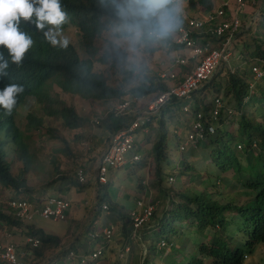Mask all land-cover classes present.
Listing matches in <instances>:
<instances>
[{
	"label": "rangeland",
	"instance_id": "374dc122",
	"mask_svg": "<svg viewBox=\"0 0 264 264\" xmlns=\"http://www.w3.org/2000/svg\"><path fill=\"white\" fill-rule=\"evenodd\" d=\"M226 1L231 4L234 3V0H215V9ZM171 8L176 10V15L179 17L180 22L183 20V17H195L206 11L198 2H196L195 8L186 2ZM263 8L264 0H247L241 17L242 29L239 33L241 36L236 38L233 46L234 56L231 58V62H233L232 65L234 67L232 68L235 69L236 72L238 70L240 72L239 74H246V77H249L247 72L249 61L247 60L251 57V52H256L264 48V21H262L261 16V14L264 13ZM105 25L101 34V39L96 42L99 52L93 57V71L102 75L107 85L115 89L122 86L123 90L129 92L130 89H133L140 84L141 81L145 80L148 75L153 76L159 72L168 71L169 63L175 56L174 50H166L162 48L160 42L152 40L147 43L140 42L139 37L141 30L134 31L130 37H123L121 26L115 24L114 21L110 20L109 23ZM50 27L53 26L44 28V31H47ZM174 30L172 31L173 34ZM60 33L62 37L67 39V43H72L76 47L81 58H90V55L79 47L81 37L77 28L69 25L60 30ZM109 43L119 47L121 54L125 56L123 60L125 66L123 68L118 65V63L116 64V60L112 57H110L107 62L103 61V56L106 53L109 52L112 54V48H110ZM215 44L220 45L217 41ZM240 56L242 57L241 60H239ZM242 64H244L246 68ZM123 69L127 72H124ZM225 69V66L222 65L217 70L212 80L214 85L224 82L217 78L219 73H222V76L225 75ZM125 78H129V81H126ZM255 87L258 91L257 93L260 94V92L264 91V82L259 81ZM60 91L61 89L54 85L49 92L52 97L57 98V100L65 101L68 106L75 108L78 115L86 120V123L82 125L83 127L69 129L63 124L59 116L52 115L44 118V124L39 129H34L33 126H35L36 121L42 116L41 108H43L44 104L41 103V101H35V98L31 97L25 101L16 116V122L20 128L22 138H25L24 144L27 147V152L32 158L30 168L28 171H24V160L21 159L22 157L19 155L17 145L14 144L13 139L9 138L5 142L3 148L4 159L10 163L11 172L14 176H23L26 178L27 186L33 190L31 193L35 197H42L44 199L48 196L58 195L68 199L72 204L71 211H74L75 219H69L67 222H55L35 217L32 223L33 225L21 224L19 227H10L3 222L0 223V235L5 232V229H13V241L22 243L23 236L26 235L28 228L33 227L35 230L44 229L47 234L61 238L62 242L59 246H56L58 250L54 253H52L53 251L51 249L54 250L55 247L52 245L47 246L50 252L46 249L43 251H48L50 253L49 255L57 254L56 257L58 259L64 260L61 264H78L75 260L68 263L66 262V257L70 250L68 252L66 251L70 247L76 251H82L84 250L82 249L83 246L87 247L88 242L91 243V240L89 241L88 238L90 229L89 226H86L88 222L93 225L96 224L98 231L101 233L102 228L111 221L117 228L114 240L108 247L107 254L101 257L98 262H89L87 264H117V251L125 241L124 227L126 225L128 229L129 223L126 222L127 219H120L118 214L111 210L110 204L119 207V209H123L128 215L129 211L135 208L138 200L147 202L154 201L157 204L155 214L150 222L142 228V234L140 235L141 240L143 236H151L152 229L157 228L156 220H159V218L161 219L163 213L170 212V209L173 207L166 196L169 195L170 198H174L176 202H179L180 199L177 198V194L182 190L187 192L185 186L190 185L189 179L187 181H183L182 178L176 179V175L179 173L178 169L181 170L183 168V162L181 163L183 153H194L189 157V160L197 163L195 167L197 171L195 170L196 172L193 171L192 173L193 175L199 174L197 179L201 178L203 180L207 176H211L210 179L215 180L220 176V178L222 177L225 180L229 179L231 181V185L227 187L224 186L226 184L225 181H221L216 187H209L210 191L213 192L214 200L220 203L234 202L237 205H243L253 198V192L248 190L244 191L237 185V180L234 178L232 171L224 172L220 170V165H217L218 161L216 162L213 156L211 161L204 159L205 154L210 148H213L214 145L210 146V148L207 147V149H196L197 151L187 149L181 152L179 150L178 144L180 140L178 141L177 137L179 136L176 135V133L181 132V136L186 135L187 123L191 120V117L188 113H182L177 106L171 107L165 113V124L169 130L167 141L169 147L168 155L171 159L170 166L168 167L169 169L167 168V170L168 173H171L170 176L173 177V181L169 180L167 176L159 183L154 175V168L149 171L148 162L151 163L150 158L144 157L139 164L129 165L116 171L110 170L108 184H98L94 179V170L97 165L98 156L101 155L109 142V134L105 128L100 126L94 129L91 126V120L99 116L109 105L105 101L85 99L78 95H71ZM211 91H213L212 88L208 87L206 95L207 97L209 95V99H207L206 102H209V100L216 95L213 93L211 94ZM199 97H203L204 99L205 96L199 93L195 100H198ZM224 100L227 106L233 107L229 98H224ZM117 102L118 100L113 101L112 105ZM255 104L257 107L253 110L252 118L264 126V118L261 115L262 112L264 113V104L262 105L263 109H259L260 104L257 102ZM166 109L167 108H165V110ZM159 116L161 117L162 113L159 114ZM222 117L225 126L219 124V130L227 127L228 130L234 131L235 126L233 122L235 121L234 118L238 117V114L234 117L225 115ZM183 125H185V127ZM26 126H29L31 131L27 130ZM158 128L159 125L157 121H154L152 127L146 126L138 130L135 134V138L139 146L144 145L145 148L151 150L157 138L156 129ZM174 130L177 132H174ZM241 137V135L237 136L236 141L239 142ZM68 146L71 147L76 154L73 157L65 154L64 150ZM239 151L242 150L239 149L238 152ZM240 162L244 164L242 159ZM79 163H83V165L89 169L88 182L82 184L78 182L79 185H72L71 181L77 182L75 171ZM61 176L65 177V179L60 180ZM196 181L198 185L199 181ZM191 186H193V184ZM196 188L198 189V187ZM87 193L88 196L81 202V197ZM218 193H220V195H218ZM15 196L23 198L32 197L28 191L17 193L13 188L0 187V209L2 212L6 214L7 200ZM100 196L108 206L110 205L109 212L102 210L101 202L98 201ZM92 197L93 199L91 200ZM170 231L173 232L170 233ZM164 233L166 235L170 233L174 241V246L172 248L169 249L166 247L167 251L164 255L178 249L183 250L185 255H190L191 252L196 249L198 238L199 240H203V234L199 230L197 234L195 226H189L187 222H177L171 227L168 226L165 228ZM77 236L80 242L78 243L79 245L75 246L72 240ZM156 238L157 236L155 235L153 240ZM84 241L85 244H82ZM99 241L102 243L103 239ZM99 241L95 244L96 246L100 244ZM153 242L154 241L147 242L145 240H142V242L137 241L129 259V263L143 264V261L146 259L145 264H171V254H168L166 261H164V257L160 256L156 250H153L151 246ZM160 251H162V249ZM47 256L48 253L46 252L44 258ZM252 256L250 255L249 258L245 260V264H264V244L258 245Z\"/></svg>",
	"mask_w": 264,
	"mask_h": 264
},
{
	"label": "trees",
	"instance_id": "16d2710c",
	"mask_svg": "<svg viewBox=\"0 0 264 264\" xmlns=\"http://www.w3.org/2000/svg\"><path fill=\"white\" fill-rule=\"evenodd\" d=\"M214 1L215 0H188L193 8H195L196 2H198L206 11L215 10ZM116 3L117 0H59L61 11H63L66 16V19H64L60 26L65 25L67 20L69 23L73 24V26L77 27L81 37L79 47L84 49L85 52L90 55V58H81L78 50L73 45H52L44 38V34L40 33L41 28H37L33 23L19 26V30L25 32L32 39L31 46L24 53L19 63L9 62L7 49L0 51V56L8 60V67L4 70L3 74H0V89H3L8 84L21 85L23 87V92L19 93L17 96H34L37 102L41 101V103L44 104L43 108H41L42 116L36 121L35 126H33L34 129H39L44 124V118L52 115L59 116L63 124L69 129L82 128V125L86 123V120L78 115L75 108L68 106L65 101L57 100V98L52 97L49 91H51L54 85L59 87L62 93L78 95L85 99L105 101L109 105L108 107H111L110 105H112L113 101H119L128 94L134 97L140 96L145 100L155 92L167 89V85L159 77L160 72L153 76L148 75L145 80L141 81L140 84L127 92L123 90L122 86L117 89L110 87L107 85L102 75L93 71V57L99 52L96 42L101 39L102 31L104 26H106L105 24L109 23L111 20L118 26H121L123 37H130L134 33L132 32L131 35L127 34V29H125L122 22L117 19L114 11ZM261 16L262 21H264V13L261 14ZM30 19H34V16ZM183 22L182 20L180 24H183ZM149 23L151 24V22ZM240 36L241 34H238L237 37ZM170 38V34L166 36V40ZM139 41L146 43L151 41L145 36L143 29H141ZM109 46L112 48V54L109 52L106 53L103 56V61L107 62L110 57H112L116 60V64L118 63V65L123 68L125 66L123 61L125 56L121 54L119 47L112 43H109ZM251 53H256L258 56L264 57L263 50L253 51ZM170 65L171 62L169 63V67ZM123 71L127 72L124 69ZM239 73L238 70L234 73L225 69V75L222 76V73H219L220 77L218 76L217 78L223 80L225 83L220 82L218 85H214V82H211V84L206 87V92L208 87H211L213 90L210 92L211 94L223 93L225 98H229L230 103L237 107L239 110L238 112L241 113L238 118V134L234 135L233 133H229L226 129H221L215 137L210 138L208 143H203L201 146L203 149H207V147L210 148V146L214 145V147L210 148L205 154L204 159L211 161L213 156V159L216 162L218 161L217 165H220L222 171L226 172L233 170L237 174V179L242 183L245 181L243 183L244 187H247L249 184L250 187L254 188L253 179L255 176L257 177V185L263 186L254 204L249 208L241 210V212H244L242 217L243 220L241 221V229L248 233L253 243H264V126L255 122V120L251 118L250 113L245 110L246 108L249 110V107L254 106V103L258 102L260 98V103H263L264 91L260 92V94L256 93L258 92L257 90L250 92L248 81L244 78L246 74ZM125 79L129 81V78ZM206 96L207 95H205L204 100H196L197 111H207L210 109L211 102H206ZM248 96L250 98L247 104H245L244 99ZM197 97L198 94L195 95V99ZM16 105L17 103L15 106ZM176 106L181 110L182 106L180 107L179 104L172 103V107ZM170 108L171 106H168L166 110L162 111L161 117H154L148 125L152 127L154 121H157L159 125V128L156 129V141L152 149L149 150V153L146 154L151 160V167L154 168V175L159 183L167 176L169 180L172 177L170 176L171 173H168L167 170L170 166L171 159L168 155L169 147L167 142L169 130L165 124V113ZM133 119V115L124 117H114L111 115L102 121L100 127L105 128L110 136L127 127ZM222 122L223 118L221 116V123ZM4 126L5 122L1 120L0 117V128ZM27 130L31 131L29 126H27ZM9 131L10 133H7V137L12 135V139L17 145V151H19V155L22 157L21 159L24 160V171L26 172L30 168L32 158L29 156L27 147L24 144L25 138H22V135L14 129H10ZM177 131L174 130V132ZM246 134L252 136L254 140L259 137L260 143L258 151L253 153V151H251L252 142H246L244 150L240 152L241 158L245 160L247 164V166L244 167L241 165L233 147L237 136L241 135L242 139ZM176 135L180 137H177L178 141L180 140L178 144L180 146L183 142L181 139V132H177ZM253 139L251 140L253 141ZM1 145L0 187H10L20 192H33V190L27 186L26 178L23 176H14L12 174L10 163L4 159L5 157ZM64 151L65 154L70 157L76 155L69 146ZM192 154H182L183 158L181 157V163L183 162V168L181 170L178 169L179 173L176 175V179L182 178L183 181L189 179L190 185L185 186L187 192L182 190L177 194V198L180 199L179 202H176L174 198H170L169 195L166 196L173 207L170 209V212H164L161 219L159 218V220H156L157 228L152 229V235H146L142 238V240L147 242L154 241L151 246L160 256L164 257V261H166L168 254H171V264H203L201 258L197 256V254L202 252H204L208 258L217 262L224 256H228L234 248V246L228 242H226V244L220 242V237H217L218 228L224 233L232 225V220L227 218L225 214L232 206L222 205L217 200L213 199V194L209 191V186H207V184H214L216 181L210 179L202 180L201 178L197 179L199 174H192L193 171L196 170L195 167L197 164L195 161L192 162L189 160ZM87 170L89 171L88 168ZM63 179H65V177L61 176L60 180ZM196 180L199 181L198 185ZM227 182L231 183L228 179ZM71 183L72 185H79L78 181H71ZM192 184L193 186H191ZM195 186L198 187V189ZM101 201V203L104 202L103 199H101ZM151 203L157 205L154 201ZM110 205L111 210L118 214L120 219H127L126 222L129 223L128 229L126 225L124 227V242L132 245L133 250L128 255L130 259L136 244L135 241L142 242L140 236L142 230H137L133 238V227L131 226V222H129V216L123 209H119V207L112 204ZM3 222L10 227H19L23 224L11 218L0 209V223ZM177 222H187L189 226H195L197 231L204 232V238H207V235L213 237L208 243L204 242V240H197V250L190 255L189 260L183 250L180 249L164 255L167 248L170 249L174 246V241L170 235L173 231H170L169 235H166L164 233L165 228L168 226L171 227ZM26 234L38 236L42 240L43 248L36 252L37 256H43V250L47 249V246L52 245L56 247L62 242L61 238L47 234L44 229L35 230L33 227H30ZM155 235L157 238L153 240ZM161 241L168 244V247L162 249V251L159 250L158 244H155Z\"/></svg>",
	"mask_w": 264,
	"mask_h": 264
},
{
	"label": "built area",
	"instance_id": "2783aa9c",
	"mask_svg": "<svg viewBox=\"0 0 264 264\" xmlns=\"http://www.w3.org/2000/svg\"><path fill=\"white\" fill-rule=\"evenodd\" d=\"M246 3L247 0H234L233 4L226 1L214 11L204 12L196 18H185L186 21L179 24L172 38L166 40L164 37L155 41L160 42L162 48L175 51L171 67L168 71L159 74L160 79L167 85V89L157 91L145 100L140 96L139 98L128 94L111 107H106L99 116L91 120V126L96 129L105 118L111 115L114 117L134 116L133 121L127 127L108 137L109 142L98 156L94 170V179L98 184H108L110 170H120L129 165L139 164L144 157L148 158L146 154L150 149L145 148L144 145L139 146L135 134L138 130L148 126L151 120L158 117L165 108L172 107V103L181 105L182 111L192 116L188 124L189 131L184 142L179 146L181 152L188 148H198L217 134L222 114L227 112L228 116H231L234 112L233 107L227 106L222 96L216 94L209 100L210 109L193 111L197 103L195 95L202 93L205 96L207 94V85L222 65L226 64L230 68L231 58L234 56L233 45L242 29L241 17ZM216 41L220 45L215 44ZM257 60L256 65H252L251 68L254 81L264 77V71L259 66L261 62L264 64V61L262 58ZM252 86L253 84L250 87ZM208 97L206 96L207 99ZM77 165L75 171L77 181L81 184L88 182L89 171L86 166L83 163ZM148 168L151 171L152 167L149 162ZM170 180L173 181V177ZM31 196L30 198L11 197L7 200L6 214L27 225H33L35 217L55 222L69 220L72 204L68 199L58 195L44 199ZM151 202L138 200L135 208L129 211L133 238L136 231L141 230L153 218L156 205ZM101 205L102 210L109 212L108 204L102 203ZM116 228L113 222H109L100 233L96 224L91 226L88 235L89 241L91 240V243L88 242L89 251L76 253L70 250L66 262L75 260L80 264H87L99 260L106 254L109 245L114 240ZM13 232V229H5V232L0 235V264H38L39 262L41 264H61L64 262L56 257L57 254L49 255L50 251L43 252V256H37L36 252L43 248V242L38 236L26 234L23 236L22 243H16L13 241ZM100 239H103L102 243ZM98 241L101 245L96 246ZM123 248L124 251H120L121 257L131 250L130 244H125ZM46 252L48 256L44 258Z\"/></svg>",
	"mask_w": 264,
	"mask_h": 264
},
{
	"label": "clouds",
	"instance_id": "9594fccd",
	"mask_svg": "<svg viewBox=\"0 0 264 264\" xmlns=\"http://www.w3.org/2000/svg\"><path fill=\"white\" fill-rule=\"evenodd\" d=\"M183 2H186L189 4L188 0H183V1H178V2H172L171 0H117L114 11H115V15L117 19L121 21L124 28L127 29V34L131 35L132 32L143 29L145 36L149 40L158 41L168 36L169 34L171 38L172 36H174L176 28L180 24V20H179V17L176 15V10L171 7L181 4ZM204 12H207V11H204ZM201 15L202 13L198 14V16L188 17V18H196ZM33 16H34V19H30ZM64 19H66V16L64 15V12L61 11L59 0H0V51H2L3 49H7V52L9 55V59H8L9 62L12 61L15 63H19L24 53L27 51V49L32 44L31 37L27 35L25 32L19 30V26H23L28 23H33L35 24L37 28H41L40 33L44 34V38L54 46L57 44H60L61 46L73 45L72 43H67V39L61 36L60 30L66 28L69 25L73 26V24L69 23L67 20H66L65 25L60 26L61 23L64 21ZM183 21L184 22L186 21L184 17H183ZM149 22H151V24ZM48 26H53V27H50L47 29V31H44V28H47ZM73 27L77 28L76 26H73ZM173 30H174V34L172 33ZM260 50L264 51V48L263 49L261 48ZM183 51L184 50H182V52ZM233 52H234V49H233ZM258 58H262V60L264 61V57L258 56L256 53L255 54L251 53V57L249 58V60H247L249 61L248 69H247L249 77L245 76L244 78L247 79L248 81V84H249L248 87H250L253 84L252 88L250 87V92L256 91L255 86L257 85L259 81L264 82V77L259 79L258 81H254L255 80L254 75L251 70L252 65L254 66L256 65ZM241 59L242 57L240 56L239 60ZM8 60H5L2 56H0V74H3L4 70L8 67ZM232 63L233 62L230 63V68L226 64L224 66L227 70L228 69L229 71L231 70L230 72L233 71L235 73V69L232 68L234 67ZM242 65L246 68L244 64ZM259 66L264 71V64L262 62L259 64ZM22 92H23V87L17 84H8L3 89H0V117H1V120L5 122V126L0 128V145L2 143L3 146L1 145V147H2L3 153H4L3 148H4L6 140L9 138L12 139V135L7 137V133H10L9 130L14 129L18 131V133H20V128L16 122V116L18 115L19 109L24 105L27 99L34 97V96H22V95L17 96L19 93H22ZM218 95H222V98L224 100L225 96L223 93L218 94ZM249 98L250 97L248 96L244 99L245 104H247ZM199 99H203V98L200 97ZM260 101H261V98L257 102L258 104H260L259 109H261L262 105L264 104V102L260 103ZM16 103L17 105L15 106ZM224 103L226 104V102ZM255 105L250 106L249 110L248 108L245 109L246 111L250 113L251 118L253 115V110L257 107ZM179 106L181 107V105ZM233 109H234V112L231 116L234 117L236 114H238V117L237 118L235 117L234 118L235 121L233 122L235 126V130L234 131L228 130L227 127L223 128L222 130L226 129L229 133H233L235 135V134H238L237 132L239 128L238 118L241 113L238 112L239 110L234 104H233ZM195 110L196 111L198 110L197 104H195L193 111ZM181 112L184 113V111H182V108H181ZM224 115L228 116L229 114H227V112H224L222 116ZM261 115L264 118L263 112ZM189 116L192 118L190 114ZM189 122L187 123V133L189 131V127H188ZM255 122L261 124L257 120H255ZM221 124L222 126H225L224 122H222ZM219 128H218V131H219ZM26 129H27V126H26ZM186 135L181 137L183 142L185 140ZM251 139H253L252 136H249V134L248 135L246 134L243 136L241 140H239L240 142L235 140V144L233 148L235 150V153H237L239 160L242 159L241 158L242 156H240L241 151L238 152V150L240 149L243 151L245 148L246 142H252L251 151H253V153L258 151L260 138L257 137L256 140L253 139V141ZM208 141L204 143H208ZM188 149L197 151L196 149L198 150L202 149V146L200 145L198 148H188ZM243 161H244V164L242 162L240 163L241 165L246 167L247 164L245 160ZM230 171L233 172L234 178L237 180V185L241 187L244 191L248 190V191L253 192L254 196L252 199H250L248 202H246L243 205H237L234 202L221 203L222 205L232 206V208L228 209L229 211L225 213L227 218L232 220V225L224 233L218 228L217 237H220L219 239L220 242L222 243L224 242L225 244L226 242H228L232 246H234V248L232 249V252L228 254V256H224L221 260L217 262H214L213 259L208 258L204 252L197 254V256L201 258L203 264H245V260H247L250 255L251 256L253 255L255 248L258 245L264 244L263 242L253 243L248 233L242 231L241 229V225H242L241 221L243 220L242 217L244 214V212H241V210L245 208H249L254 204L257 198V195L263 186L257 185V177L255 176L253 179L254 188L250 187L249 184L247 185V187H244L243 183L245 181L242 183L239 179L236 178L237 174L233 170H230ZM208 177H211V176H207L204 179H210ZM214 181H216L214 184H207V186L216 187L221 181L226 182V184L224 185L225 187H227L228 185H231V183L227 182V180H225L222 177L220 178V176H218V179H215ZM211 193L213 194V192ZM218 195H220V193H218ZM98 201L102 202L101 196L98 199ZM128 216H129V213H128ZM195 231L198 234L197 228H195ZM201 233L203 234V240L206 243H208L213 238L210 235H207V238H204V232H201ZM135 243L137 242L135 241ZM159 243H156L158 244L157 246L159 250L165 249L166 247H168L167 243H164V245H162V241ZM125 244L126 243L124 242L117 251V261H118L117 264H130L128 255L133 250L132 245H130L131 247L130 252L125 253L123 257L120 256V251L124 249L123 246ZM196 250H197V246L194 251L196 252ZM194 251H192L191 254L194 253ZM53 252H56V251H53ZM190 255H186L188 260L190 258ZM99 260L92 262V263H96ZM143 264H144V261H143Z\"/></svg>",
	"mask_w": 264,
	"mask_h": 264
},
{
	"label": "crops",
	"instance_id": "0c3cea01",
	"mask_svg": "<svg viewBox=\"0 0 264 264\" xmlns=\"http://www.w3.org/2000/svg\"><path fill=\"white\" fill-rule=\"evenodd\" d=\"M185 52V51H184ZM186 53V52H185ZM109 137V136H108ZM88 196V193L86 194V195H83L82 197H81V202H83V200H85V198ZM93 199V197L91 198V200ZM94 204H95V201H94ZM110 216V215H109ZM108 216V217H109ZM69 219H75V215H74V211H71V213H70V216H69ZM72 221V220H71ZM109 222H111V221H109ZM78 224V223H77ZM93 224L92 223H90V222H88V224L86 225V226H92ZM76 227V226H75ZM76 241V242H75ZM80 241H79V237L77 236L76 238H74L73 240H72V243H75V246L76 245H79L78 243H79ZM82 244H85V241L82 243ZM60 248V247H59ZM82 249H84V250H82V252L83 251H86V252H88L89 251V247H88V244H87V247H82ZM52 251H57L58 250V248H54V250L53 249H51ZM69 250H74L76 253H80L81 251H76L75 249H72V247H70L69 249H68V251Z\"/></svg>",
	"mask_w": 264,
	"mask_h": 264
}]
</instances>
